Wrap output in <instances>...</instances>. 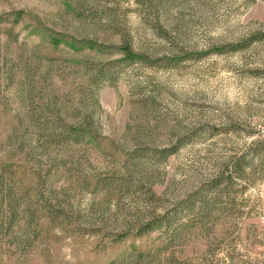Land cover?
Masks as SVG:
<instances>
[{
  "label": "rangeland",
  "instance_id": "obj_1",
  "mask_svg": "<svg viewBox=\"0 0 264 264\" xmlns=\"http://www.w3.org/2000/svg\"><path fill=\"white\" fill-rule=\"evenodd\" d=\"M0 264H264V0H0Z\"/></svg>",
  "mask_w": 264,
  "mask_h": 264
}]
</instances>
